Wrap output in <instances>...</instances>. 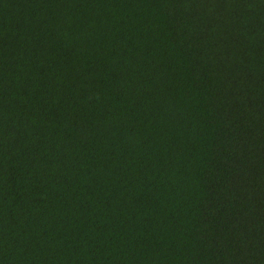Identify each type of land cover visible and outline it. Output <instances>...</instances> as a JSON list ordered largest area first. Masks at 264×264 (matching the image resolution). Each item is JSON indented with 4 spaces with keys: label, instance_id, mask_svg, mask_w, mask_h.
<instances>
[{
    "label": "trees",
    "instance_id": "16d2710c",
    "mask_svg": "<svg viewBox=\"0 0 264 264\" xmlns=\"http://www.w3.org/2000/svg\"><path fill=\"white\" fill-rule=\"evenodd\" d=\"M0 264H264V0H0Z\"/></svg>",
    "mask_w": 264,
    "mask_h": 264
}]
</instances>
